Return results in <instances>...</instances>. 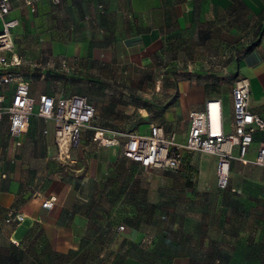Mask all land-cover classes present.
<instances>
[{
  "label": "crops",
  "instance_id": "0c3cea01",
  "mask_svg": "<svg viewBox=\"0 0 264 264\" xmlns=\"http://www.w3.org/2000/svg\"><path fill=\"white\" fill-rule=\"evenodd\" d=\"M12 3L8 17L19 19L13 32L23 64L47 57L138 68L167 57L194 64L189 77L178 82L179 109L170 117L180 140L188 135L189 111L213 96L223 98L226 130L233 129L237 76L249 79L251 107L264 117V0H39L35 10L26 0ZM209 62L212 70L204 72ZM30 90L35 97L46 92L38 85ZM33 122L34 133H24L17 146L7 118L0 120V264H54L55 254L65 257L62 264H79L88 251L83 241L100 235L93 226L102 221L89 217L85 209L92 202L81 199L77 175L69 176L67 163L53 155V142L41 134H48L53 122L37 115ZM86 131L78 146L85 142L83 159L89 161ZM261 141L264 130L255 132L248 158H256ZM231 187L241 192L223 190L221 212L191 218L190 238L177 239L182 249L169 264H264V166L233 160ZM51 196L57 198L54 207H43ZM11 210L25 220L9 221ZM124 252L127 264H165L160 250L152 262L147 249Z\"/></svg>",
  "mask_w": 264,
  "mask_h": 264
},
{
  "label": "rangeland",
  "instance_id": "374dc122",
  "mask_svg": "<svg viewBox=\"0 0 264 264\" xmlns=\"http://www.w3.org/2000/svg\"><path fill=\"white\" fill-rule=\"evenodd\" d=\"M35 63L27 60L22 66L31 87L38 85L57 97L86 94L98 110L97 125L129 131L144 129L149 123L180 130L170 121L171 113L179 109L178 82L189 77L191 67L195 69L194 64L172 57L147 68L107 65L97 60L85 64L69 60L64 66L60 59L49 57ZM204 65L209 67L204 72L212 70L211 62ZM33 124L26 134L32 133ZM41 134L51 139L53 155L67 163L69 176L77 175L81 199L92 202L85 209L89 217L93 222L102 221L93 226L100 235L83 241L88 251L76 260L79 264L130 263L125 257L126 247L128 252L147 249L150 262L155 251H163L164 263L169 264L182 249L177 239L190 238L194 226L191 218L222 211L218 208L223 190L216 184L215 155L194 151L187 153L182 169H145L124 156L120 146H100L92 139V130L85 132L87 153L92 156L89 161L83 159L85 142L70 148L65 158H58L54 127ZM126 170L132 171V177ZM121 225L124 229L119 230ZM132 234L139 235L138 239L131 240ZM117 248L120 252L113 258ZM65 260L57 254L53 258L54 264Z\"/></svg>",
  "mask_w": 264,
  "mask_h": 264
},
{
  "label": "built area",
  "instance_id": "2783aa9c",
  "mask_svg": "<svg viewBox=\"0 0 264 264\" xmlns=\"http://www.w3.org/2000/svg\"><path fill=\"white\" fill-rule=\"evenodd\" d=\"M37 1L26 0L33 10ZM12 9V0H0V120L7 118L9 135L16 140L17 146L22 145L20 138L28 132L32 116L37 115L53 122L58 158H65L60 154L64 143L70 148L76 147L82 133L92 130L93 140L99 145L120 146L127 158L139 162L145 169H182L186 166L187 153L194 151L215 155L217 186L221 190L230 188L241 192L231 187L233 160L264 166V141L258 144L255 159L247 157L255 132L264 130V117L251 107L252 90L248 78H235L231 131L226 130L224 100L220 96L209 97L203 108L189 111L186 140H180L176 131H168L161 123H150L146 131L102 127L96 124L99 114L86 94L59 97L47 92L38 97L31 94L29 80L18 70L23 65V57L17 51L13 32L19 19L8 17ZM61 63L66 66L68 59L62 58ZM56 201V196H51L42 206L51 209ZM8 220L17 225L25 220V215L11 210ZM118 229H124V225Z\"/></svg>",
  "mask_w": 264,
  "mask_h": 264
},
{
  "label": "bare ground",
  "instance_id": "6f19581e",
  "mask_svg": "<svg viewBox=\"0 0 264 264\" xmlns=\"http://www.w3.org/2000/svg\"><path fill=\"white\" fill-rule=\"evenodd\" d=\"M69 149H70V147H69L68 143H64L62 145V148L60 150V154H62V157H64L66 155V153H67V151H69Z\"/></svg>",
  "mask_w": 264,
  "mask_h": 264
},
{
  "label": "trees",
  "instance_id": "16d2710c",
  "mask_svg": "<svg viewBox=\"0 0 264 264\" xmlns=\"http://www.w3.org/2000/svg\"><path fill=\"white\" fill-rule=\"evenodd\" d=\"M258 43V41L255 43V44H257ZM251 49V48H250Z\"/></svg>",
  "mask_w": 264,
  "mask_h": 264
}]
</instances>
